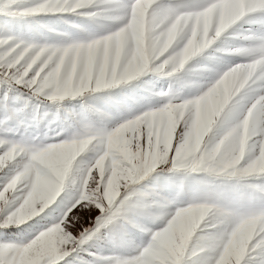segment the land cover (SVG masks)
I'll return each instance as SVG.
<instances>
[{
	"label": "snow or ice",
	"instance_id": "obj_1",
	"mask_svg": "<svg viewBox=\"0 0 264 264\" xmlns=\"http://www.w3.org/2000/svg\"><path fill=\"white\" fill-rule=\"evenodd\" d=\"M0 264H264V0H0Z\"/></svg>",
	"mask_w": 264,
	"mask_h": 264
}]
</instances>
